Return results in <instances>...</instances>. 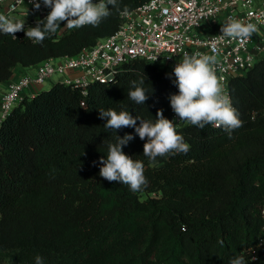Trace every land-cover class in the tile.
<instances>
[{"label":"trees","instance_id":"1","mask_svg":"<svg viewBox=\"0 0 264 264\" xmlns=\"http://www.w3.org/2000/svg\"><path fill=\"white\" fill-rule=\"evenodd\" d=\"M145 1L117 0L120 11L110 6L95 27L62 22L42 43L24 31L0 33V83L17 65L94 44L117 29L121 11ZM166 74L132 59L108 82H54L12 109L0 127V264H35L37 255L43 264H230L255 245L264 205V61L229 81L243 121L232 138L223 128L186 124L177 132L188 153L151 161L143 155L146 139L131 127L106 130L99 110L154 122L162 109L170 119L168 97L178 88ZM142 79L149 98L138 105L128 92ZM126 133L134 139L122 151L143 162L148 181L137 192L93 177L108 145ZM256 255L247 264H264V247Z\"/></svg>","mask_w":264,"mask_h":264},{"label":"built area","instance_id":"2","mask_svg":"<svg viewBox=\"0 0 264 264\" xmlns=\"http://www.w3.org/2000/svg\"><path fill=\"white\" fill-rule=\"evenodd\" d=\"M39 2L41 7L37 11L33 0H0V14L14 21H25L28 28L36 27L37 19L46 11L42 0ZM30 12L39 17L29 20L26 15ZM23 13L24 18L19 16ZM229 17L256 24L258 32L243 45L221 38L222 25ZM213 46L217 49L215 53L211 51ZM195 52L216 56V74L232 102L230 79L264 61V0H147L127 10L125 15L120 13L113 33L76 54L51 57L28 66L17 79L9 80L6 88L0 90V127L15 106L28 99V95H34L26 93L28 87L42 84L54 74L59 77L56 82L86 88L93 81L112 80L123 64L132 59H142L158 68L162 63L164 67L160 70L169 74L184 53ZM68 71L79 76L68 75ZM170 120L176 123V128L188 124L180 121L174 111ZM260 215L262 225L257 241L242 255L245 264L257 257V247H264V205Z\"/></svg>","mask_w":264,"mask_h":264},{"label":"clouds","instance_id":"3","mask_svg":"<svg viewBox=\"0 0 264 264\" xmlns=\"http://www.w3.org/2000/svg\"><path fill=\"white\" fill-rule=\"evenodd\" d=\"M34 8L41 7L39 0H33ZM44 6L51 11L44 20H38L36 27L25 29V21H14L0 14V33L12 35L24 31L27 38L42 43L47 37L54 35L62 22L68 29H78L84 26H98L101 21L111 15L110 6L120 8L117 0H42ZM125 8L121 15H125ZM221 38L227 37L246 43L253 34L258 32L257 25L237 18L229 17L222 25ZM213 53L217 52L215 46ZM216 56L201 52L193 54L184 53L182 59L175 65L173 73L166 74L167 78L178 88V94H171L168 99L170 106L180 121L204 129L208 125L223 128L229 138L232 132L242 127L243 121L239 118L238 110L233 107L231 100L225 94L221 79L216 74ZM136 81L131 82L128 97L136 104H145L149 94ZM154 92V89L152 90ZM99 118L105 119L106 130L117 132L121 128H134L141 140H147L143 145V155L151 161L157 157L187 154L190 145L184 141L177 132L176 123L166 118L162 109L156 112V120L150 121L139 116H133L129 111L119 112L109 108L99 110ZM139 121V126H137ZM134 139L132 134H125L122 138L117 136L115 144L108 145L106 159L103 157L99 163L100 176L109 182H119L127 185L133 192L140 191L148 183L144 175V164L141 160L126 155L122 148ZM94 164L97 162H93ZM35 264H43V257L37 255ZM230 264H245L242 256L233 258Z\"/></svg>","mask_w":264,"mask_h":264},{"label":"crops","instance_id":"4","mask_svg":"<svg viewBox=\"0 0 264 264\" xmlns=\"http://www.w3.org/2000/svg\"><path fill=\"white\" fill-rule=\"evenodd\" d=\"M25 15L26 14L23 13V14H21L19 16L24 18ZM26 70H27L26 67L21 66V65H17L15 67V70H14L13 75L11 76V78L9 80L17 79L20 75H22L23 73H25ZM67 74L68 75H71V76H74V77L79 76L78 73H76V72H70V71H68ZM58 79H59V77L57 76V78L55 80L57 81ZM8 81H3V82L0 83V90L1 91H3L6 88ZM49 81H50V83H52L54 80L51 78ZM40 88H41L40 84L34 83L30 87H28L25 91H26L27 94H29L30 92H33L35 94L37 92H40Z\"/></svg>","mask_w":264,"mask_h":264},{"label":"rangeland","instance_id":"5","mask_svg":"<svg viewBox=\"0 0 264 264\" xmlns=\"http://www.w3.org/2000/svg\"><path fill=\"white\" fill-rule=\"evenodd\" d=\"M26 17L30 20L31 17L38 18L39 15H35L34 12H30L29 14L26 15ZM162 67H164V64L161 63V65H159V69H162ZM51 78L54 80L52 83H50L49 80H46L44 83L40 84V86H41L40 91L48 89L54 82H56L55 79L57 78V75L54 74ZM31 97H32L31 95H28V99H30ZM93 177L94 178L101 177L100 176V170L97 173H95L93 175ZM147 196H148V194H145V193L142 194L143 199L146 198Z\"/></svg>","mask_w":264,"mask_h":264}]
</instances>
